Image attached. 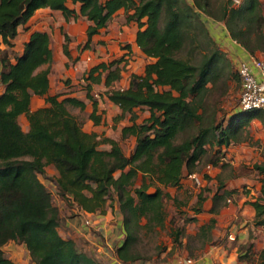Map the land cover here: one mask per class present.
<instances>
[{
	"label": "trees",
	"instance_id": "obj_1",
	"mask_svg": "<svg viewBox=\"0 0 264 264\" xmlns=\"http://www.w3.org/2000/svg\"><path fill=\"white\" fill-rule=\"evenodd\" d=\"M192 1L194 5L184 0H0V81L4 86L0 92V264H14L3 250L9 240L24 243L36 264H109L81 247L73 233L65 237L59 234L58 228L64 227L68 215H62L52 203L51 191L40 178L47 164L58 171L53 177L58 195L80 210L103 211L115 193L125 235L114 252L126 263L143 257L134 249L139 229L163 225L164 187L178 186L184 175L197 171L196 163L206 151L208 136L213 134L218 145L227 146L246 138L242 132L250 119L264 121V110L255 108L236 109L225 125L221 121L211 126L203 122L199 108H203L209 90L207 83L214 79L212 70L218 57L216 50L205 53V58L195 64L178 55L186 44L196 38L198 41L202 27L195 7L213 13L207 8L208 0ZM230 4L228 0L212 15L223 19L230 36L248 52L264 54L262 1ZM40 7L60 10L65 20L82 15L90 21L81 50L90 46L92 36L120 8L126 22L137 24L135 42L152 57L143 72H131L126 86L114 87L112 83L121 77L127 64L123 54L100 60L82 74L92 105L89 117L94 123L101 122L102 114L97 112L98 99L92 93L97 83L105 86L99 94L120 108L115 120L131 114L129 123L121 127V137H135L130 154L124 153L118 140L83 129L68 105L84 109L85 101L49 93L50 68L41 67L53 58L48 31H30L22 50L13 55L14 61L1 47L13 44L18 26L26 24ZM61 32L62 51L71 59L70 37ZM33 93L45 95V105L31 110ZM137 106H146L149 111L141 122L133 114ZM20 113L28 119V130H23L18 121ZM197 123L200 127L195 129ZM189 130L193 132L177 140L180 133ZM100 142H108L110 147L98 148ZM252 166L262 179L259 194L250 203L255 223L264 224V162ZM139 172L142 178L148 176L157 183L153 191H148L150 183L145 179L135 184ZM201 200L200 195L198 204ZM214 222L215 217H211L202 229ZM172 234L177 242L181 229ZM258 259L257 264H264V248Z\"/></svg>",
	"mask_w": 264,
	"mask_h": 264
},
{
	"label": "rangeland",
	"instance_id": "obj_2",
	"mask_svg": "<svg viewBox=\"0 0 264 264\" xmlns=\"http://www.w3.org/2000/svg\"><path fill=\"white\" fill-rule=\"evenodd\" d=\"M261 1L264 8V0ZM184 2L194 5L192 0H184ZM225 2L227 3L228 0H208L209 5L207 8L214 14H217V12L220 11V6ZM195 9L198 16L197 21L200 22V26L202 27L200 28L198 41L196 38V40L190 43V45L186 44L178 52V55L189 59L195 64H198L201 59L205 58V53L210 54L216 50L218 59L212 70L214 79L207 83L209 90L204 98L203 108H199V111H203V122L205 125H217L219 121L222 122V125H225L232 113L236 111L238 104L240 89V82L236 72L238 59L231 55L228 43L221 42L219 39L215 38V35H213L214 33L212 29H214V27L212 24L223 23L225 25L223 19H219L212 15L213 13L202 11L197 7H195ZM45 14L47 15V13ZM114 17L117 19L114 28L117 30H119V28L123 30L121 25L124 24L122 22L125 19L124 11L120 9V12L115 14ZM43 19L44 22L41 24H36L35 22L33 24L50 27L51 43L54 47L55 42H58L59 46L58 34H60V32L58 31V25L56 23L62 21L63 16L59 11L54 13L51 12ZM110 22L111 20L108 23ZM75 24L77 25V31L75 33L76 36H74L78 41L75 47L80 49L83 48L84 44V42H82L84 38H81L84 27L82 26V20L81 22L76 20ZM30 27L31 25L26 28ZM226 30L230 36L227 28ZM108 31L112 32L113 29ZM124 31L126 33L132 32L130 30ZM127 36L128 35L126 34V37ZM22 38L23 36L21 35L17 36L18 45L12 48L11 55L21 51L23 45L21 44L20 40ZM99 40L106 44L105 48L102 47L104 50L96 47L95 43L89 46L88 48L93 47L94 51L88 52V55L83 56L85 64L82 65L84 66L76 65V58H71V60H73L71 61V66L70 63L62 65L61 60H58V70L53 72L52 77L53 90L59 91L68 89L73 91L76 95L84 96L85 88L83 87V71L89 67V65L88 67L86 66L87 64L93 63V61L98 62V58L102 56H106V60L114 59L121 54H128L129 56H125V58H127V66L125 65V67H123L121 77L112 83L114 87L125 86L128 82L131 72H143L145 62L152 60V58L150 59L144 56L140 49L139 51H123L122 49H124V47H122V45L127 40H123L122 38L119 39L118 37L114 39L117 41L116 43H112L110 42V39L105 38H99ZM259 55L264 56L263 53H260ZM120 65H122V63H120ZM103 89L104 86L102 83H97L93 86V93H95L93 95L98 99V103L101 105L102 114L101 123L99 125L94 126L91 120H89V100H86L87 106L84 109H80L79 107L72 105H68V107L85 129L95 128L99 132L111 134L113 137L117 138L119 143H121L124 153L130 154L135 143V137L132 135L121 137V127L129 123L128 117L131 114L128 113L121 119L115 120V116L120 113V108L117 104L112 103L111 101L107 100L106 97H103L102 94H99L101 91H103ZM133 114L136 118V121L141 122L149 115V111L146 106H137L135 107ZM253 119L259 118H252L249 120L242 132V137L246 138L239 142H235L238 143L234 146L235 148L232 146L234 143L233 142L231 145H229L231 146V149H224L223 147H226V145H218L213 134L208 136V140L205 144L206 151L200 155L195 167V169H197L196 173L203 174V176L205 174L207 175L204 177V181H202L200 184H197L193 178L188 175H184L181 183L178 186L164 187V191L166 193L163 199L166 210L165 221L163 225L154 226L152 229H148L146 227L139 229L138 239H136L134 249L143 257L138 259V261L145 262L143 264H168L176 257L181 255H189L195 259L201 256L205 250H208L210 244H221L223 247L229 245V250H234L236 247V255L235 258H233L234 260H232L233 264H257L259 260V252L264 248V224H256L254 215H251V225L253 228L248 225L247 236L244 237L242 242L238 243L235 240V235L238 234V230L240 229L239 225L243 220L240 216H242V218H246L248 213H242L240 212V208H237V217H234L226 210L225 205V203H238V201L243 198V194H249L250 198L259 194L258 190L260 188L262 178L252 165L254 162H264V137L255 140L253 139V136L250 135L252 130H258V125H253ZM260 123L263 127L264 121L260 120ZM195 126V129L200 127L199 123H197ZM192 132L193 130L183 131L178 135L177 140H180ZM249 147H252L251 149L254 151L257 150V154L262 158L257 157L254 160V156L236 157V152L238 150L244 153L247 149H249ZM210 162L215 164L212 170H210L211 173L205 171L206 164ZM216 167L217 170H215ZM54 171L56 172V170ZM54 171L47 167V169H45V175H40L47 189L51 191L52 203L58 209L60 208L62 215H68V217L72 214L75 215L74 211L76 209L72 205V202L70 200L63 199L58 195L57 188L53 182V177L56 176ZM115 173L118 174L119 170L115 171ZM244 177L248 179H246L245 182H240L239 179L242 180ZM143 179L150 183L148 191H153L157 183L155 181L152 182L148 176L142 178V174L140 172L135 179V184L139 185ZM234 182H239V186H235L236 184L234 185ZM230 184L232 186H230ZM226 187H230V189L233 188V193L231 195H229V192H225L229 191ZM237 188H239L240 191H238ZM200 195L202 200L201 204H198ZM228 196H230L231 202L226 201ZM115 201L116 195L114 193L112 199L108 200L109 204L103 211H97L95 215L92 214L90 216H80L82 218L81 224L85 228H80L79 232L74 229L75 233H73L79 245L81 247H86V249H88L87 247H90L88 251L92 254L94 253V255L97 252L91 248H94L93 244L96 245V243L99 245L97 248H99V251L102 253L104 250L109 251V248H116L114 246L111 247L109 234L110 232L114 231L117 224L116 215L114 214L115 208L116 212L121 214L118 206L115 205ZM197 208H199V211H196ZM212 209H215V211H212ZM109 212H112L113 215H109ZM191 217L194 218L190 219ZM211 217H215V222L213 225L210 228L207 226L202 229V225L209 223ZM86 218L90 220L88 225L83 222V220ZM144 221L145 219L142 218V222ZM119 227L123 233L120 238L122 242L125 235L122 229V214ZM177 228L181 229V234L179 236V240L174 242L172 240V231ZM218 229H220L219 234H217ZM230 231L233 232L235 236L234 239H230L227 236ZM58 232L60 235L65 237L67 230H65L64 227L60 225ZM83 238L87 240H84ZM120 239L116 240V242H118ZM228 241H230V243ZM116 242H113V244H116ZM3 250L4 254L9 257L14 262V264H36L31 258L25 244L22 242L9 240L3 245ZM96 257L101 259L99 255Z\"/></svg>",
	"mask_w": 264,
	"mask_h": 264
},
{
	"label": "crops",
	"instance_id": "obj_3",
	"mask_svg": "<svg viewBox=\"0 0 264 264\" xmlns=\"http://www.w3.org/2000/svg\"><path fill=\"white\" fill-rule=\"evenodd\" d=\"M69 3H70V0H69ZM75 7H76V9H78V6L77 5H75ZM120 9H122V8H120ZM120 9H118L113 14L112 18L110 19L111 20L110 23H107L105 26L101 27L99 29V31L92 36L91 42H90V46L95 43V46L96 47L101 48V50H104L106 44H104L102 41H100L99 38L110 39V42L116 43L117 41H115L114 39H116V38L119 37V39L122 38L123 40H127L122 45V47H124V45L127 44V43L129 44V47H124V49H122L123 51H125V52L126 51L127 52H130L131 50H135V51L138 50L139 51L140 48L137 46V44L135 42V35H136V30H137V24L134 21L126 22L125 19H124V21H122L124 24L121 25V28L123 30H121L120 28H119V30H117V29L114 28L115 25H116V20H117L114 16H115V14H117V13L120 12ZM58 11L62 15L61 11L58 10V9H51L49 7H40V8H37L35 10L34 14L30 17V19L27 21L26 24H24V25L23 24H20L18 26V32L19 33H17V35L12 40L13 41V44L11 46H7L5 44H1V47L2 48L8 49L7 51H8V55L11 57V61H14L13 55H11L12 48L18 45L17 36L18 35L23 36V38L20 40L22 45H23V42L27 40L30 31H32L34 29L46 30V31L49 32V35L51 36V28L50 27H48V26H41V25H35L33 23L35 22L36 24H41L42 22H44L43 21L44 20L43 18L47 17V15H49L51 12L54 13V12H58ZM45 13H47V15ZM76 20H78V22H81V20H82V23H83L82 26L84 28H83V34H82V37L81 38H84V40L82 42L85 41V38H86L85 30H86L87 25L90 23V21L85 16H82V15L78 16L76 19L70 18L69 20H65L64 17H63V20L62 21H59V22L56 23L58 25V31L60 32V34H58L59 46H58V42H55V44H54L55 46L53 47V45L51 43V39H50V45H51L52 51L54 49V51H53V58H52V61L49 64L45 63L41 67H46V66L49 65V68H50L49 73H48V78H49V89H48V91H49V93H51V94H53V93H61L59 97H62V96H65V95H73V96H76V97L82 99L83 101H85L86 106H87V101L86 100H89V99L86 97V90H85V95L84 96H80V95H76L73 91H70L68 89H66V90H59V91L58 90L55 91V90L52 89L53 72L56 71V70H58V60L59 59L61 60V64L62 65H66L67 63H70V66H71V61H73L70 58H68L63 53V51H62V43L64 41V36H63V33L61 32V29H62V31H65L69 35V37H70V40H69V44L68 45H69L71 57L72 56L77 57L76 58V62H75L76 65L84 66V65H82V64H85L84 63L85 60L83 59V56L88 55L87 54L88 52H91V51L93 52L94 51L93 50L94 49L93 47L92 48H86L84 50H81V49H78V48L75 47L76 44H77V42H78L75 39V36H76L75 33L77 31V25L75 24V21ZM30 25H31L30 28H26V27H28ZM32 26H35V27H32ZM212 26L214 27V29H212V30H213V33H214L213 35H215V38L216 39H219L221 42L228 43L229 50L231 52V55H233L234 58L238 59V61L247 58V55L249 53L248 50L246 48H244L240 43H238L237 41L233 40L228 35V32H227V30L225 28V25L223 23L222 24H214L213 23ZM54 27H55V25H54ZM110 29H113V31L112 32L108 31ZM124 30H130L132 32L131 33H126ZM122 31H123V33H122ZM126 34L128 35L127 37H126ZM102 47H104V48H102ZM128 49H130V50L128 51ZM21 50H22V48H21ZM141 53L144 54L142 51H141ZM121 55H123V54H121ZM144 56H146V55L144 54ZM126 57H129L128 54L126 55ZM146 57H148V56H146ZM72 58H74V57H72ZM148 58L151 59L152 57H148ZM99 60H106V56L99 57L98 58V61ZM96 62L93 61V63L87 64L86 66L88 67V65H89V67H90L91 65L95 64ZM126 66H127V64H126ZM143 69H144V67H143ZM0 70H1V65H0ZM83 70H85V69H83ZM133 72H135V71H133ZM137 73H141V72H137ZM83 82H84V80H83ZM3 89H4V86H3V84L0 81V92H2ZM93 92H94V90L92 89V93ZM93 94H95V93H93ZM102 96L103 97H106L105 95H102ZM44 97H45V95H40V94L33 93L31 95V99H30V105H29L30 109L33 110V109H36V108L44 105L45 104ZM106 99L109 100L107 97H106ZM89 103H90V111H91V109H92L91 101ZM97 112L102 113L101 112V105L99 103H98V111ZM21 120H24V121H21ZM89 120H91V122H92V124L94 126L99 125L101 123V122L100 123H94L93 120L90 119V118H89ZM18 121L20 122L21 127H22L23 130H28V128H29V122H28V119H27V117H26V115L24 113H20L18 115ZM253 125L254 126H257L258 125L257 126V129L258 130H256V131L255 130L254 131L252 130L250 132V135L253 136V139L257 140V139H259L261 137H264V126L263 127L261 126L260 120L259 119H253ZM82 127L86 131H95V132L99 133L100 135H106V136L112 137V138H114V139L117 140V138L113 137L111 134H108V133H105V132L104 133L103 132H99L95 128L85 129L83 125H82ZM232 143H230L229 145H231ZM236 144H238V143H235L234 142L232 146L234 147ZM120 145H121V143H120ZM229 145H227L226 147L224 146L223 148L224 149L225 148L231 149L230 148L231 146H229ZM109 147H110V144L108 142H100L99 145H98V148H101V149H108ZM121 147H122V145H121ZM233 147H232V150H233ZM243 147H245V146H243ZM251 148L252 147H249V149H247L244 153H242L241 151L238 150L236 152V157H240V156H249V157L250 156H254V160L257 157H261L260 155L257 154V150L254 151ZM47 167H49V169H51L52 171L56 170V172L54 171V173L56 175L58 174L57 169L54 167L53 164H51V163L50 164H47L45 166V169H47ZM215 170H217V167L215 168ZM209 173H211V171H209ZM215 173H216V171H215ZM246 179H248V178H245L244 177V179H242V180L239 179V181L240 182H245ZM248 182H250V181H248ZM234 185L235 186H239V182H234ZM230 186H232V185L230 184ZM226 188H228V190L230 191V195H231L233 193V188L232 189H230V187H226ZM237 190L240 191L239 188H237ZM248 195L249 194H247V195L243 194V196H242L243 198L241 200H239L238 203H235V202L234 203H225L226 210L228 212H230V214H232L234 217H237V215H236L237 208H240V212H242V213L243 212H247L248 213V215H247L246 218H244V217L242 218V216H240L241 219H243V220H242L241 224L239 225L240 226V229L238 230V234L235 235L236 238L234 236L236 242H238V243L239 242H242L244 240V237L247 236V234H248V225L251 228H253L252 225H251V219H252L251 215L252 216L254 215V208L251 205L250 201L253 200L255 196L252 197V198H250V195L249 196ZM115 205L118 206L117 205V200L115 201ZM74 208L76 209L74 211L75 212V215L72 214L71 216H69V217L67 216L65 218L64 229L67 230V233H65L66 235H68L69 233H73L74 232V229H76L79 232L80 231L79 230L80 228H85L81 224L82 223V218L80 217L81 215H83V216H90L92 214L95 215L96 212H97V211L89 212V211H85L83 209L80 210L79 207H77V206H74ZM59 210H60V208H59ZM76 213H79V214H76ZM108 214L109 215H113L112 212H109ZM114 214L116 215V220H117L116 223L117 224L115 226L114 231H112V232L109 233L110 234L111 247H113V246L116 247L117 245H119L121 243V239L120 238L123 235V233L121 232V229L119 227L120 226V223H121V214H118L116 212V208H115ZM210 215H211V213H210ZM232 219H233V217H232ZM68 229L71 230L72 232L69 231ZM117 233H118V235H117ZM219 233H220V229H218V231H217V234H219ZM116 235H117V237L115 238ZM118 239H120V240L118 242H116V240H118ZM84 240H87V239H84ZM113 242L114 243L116 242V244H113ZM228 242L230 243V241H228ZM96 245H97V243H96ZM96 245L93 244L94 248H91V249H94L97 252L96 253L97 254L96 256L99 255L100 258L103 261H105V262H107L109 264H143V263H145V262H142V261H138V259L133 260V261H130V262H126V263L121 262L116 257V254L114 252L115 251L114 248L113 249L111 248L112 250L109 248L108 249L109 251L104 250V252L102 253V252L98 251L100 249L99 248H96ZM228 246L229 245H227L226 247H223L221 244H210L208 250H205L201 256H199V257H197V258L194 259V264H233L232 263V260H234L233 258H235V255H236V250H235L236 247L235 248L233 247L234 250H229ZM87 248L89 249L90 247H87ZM230 249H231V247H230Z\"/></svg>",
	"mask_w": 264,
	"mask_h": 264
},
{
	"label": "built area",
	"instance_id": "obj_4",
	"mask_svg": "<svg viewBox=\"0 0 264 264\" xmlns=\"http://www.w3.org/2000/svg\"><path fill=\"white\" fill-rule=\"evenodd\" d=\"M241 1L230 0L232 5H238ZM236 72L240 82L237 109L251 110L257 108L264 110V56L249 52L247 58L237 62ZM213 167L212 163H207L205 171L209 172ZM188 176L193 178L197 184L205 180V175L196 172H192ZM226 201L231 202L230 196L226 198ZM83 222L88 225L90 220L86 218ZM227 236L234 239V234L231 231ZM98 246L97 244L96 248ZM168 264H194V259L189 255H181Z\"/></svg>",
	"mask_w": 264,
	"mask_h": 264
}]
</instances>
